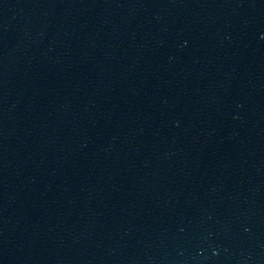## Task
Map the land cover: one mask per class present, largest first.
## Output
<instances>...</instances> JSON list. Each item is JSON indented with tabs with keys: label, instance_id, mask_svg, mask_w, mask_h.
<instances>
[{
	"label": "water",
	"instance_id": "obj_1",
	"mask_svg": "<svg viewBox=\"0 0 264 264\" xmlns=\"http://www.w3.org/2000/svg\"><path fill=\"white\" fill-rule=\"evenodd\" d=\"M0 264H264V0H0Z\"/></svg>",
	"mask_w": 264,
	"mask_h": 264
}]
</instances>
